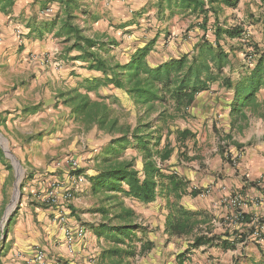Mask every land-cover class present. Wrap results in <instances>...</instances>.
I'll return each mask as SVG.
<instances>
[{
  "label": "trees",
  "instance_id": "16d2710c",
  "mask_svg": "<svg viewBox=\"0 0 264 264\" xmlns=\"http://www.w3.org/2000/svg\"><path fill=\"white\" fill-rule=\"evenodd\" d=\"M16 1L0 0V14H11ZM35 1L41 6V18L54 17L47 20L33 17L28 25L30 33L39 39L52 35L61 40L65 45L64 63L83 65L99 74L73 87H60L57 94V104L68 109V117L80 129L96 130L109 137L95 159V173L85 175L92 195L99 200L93 211L100 215L99 223L86 224L99 247V255L91 256L89 264H136L137 256L154 249V242L144 238L149 234L148 227L138 222L139 215L126 205L127 199L143 205L158 199L164 201L167 215L163 234L167 241H188L187 249L176 256L174 264H189V255L202 248H217L226 253L247 244L255 229L249 228L251 217L246 216L239 227L216 233L213 213L193 211L182 204L187 197H199L201 190L179 173L184 163L199 159L197 133L181 127L179 122L195 118L193 108L198 98L213 85H219L232 96L230 131L225 138L237 152L244 145L234 140L233 133L243 134L254 118L264 122V102L259 99L264 91V49L245 39L244 25H230L221 18L226 10H237L241 0H157L154 9L158 20L167 22L177 15L194 16L203 35L191 52H182L156 65L149 61L159 41L156 36L120 59L114 54L119 46L116 40H105L103 37L108 36L100 35L90 37L79 24L80 17L85 18L86 24L88 19H96L82 0ZM49 8H53V14L43 16ZM145 9L135 12V18L145 15L148 11ZM239 52L244 55L240 62ZM236 63L242 65L240 69L234 68ZM228 69L230 74H226ZM104 89H111L114 94L104 96L100 93ZM120 97L131 103L129 111L136 113L135 123L121 122L117 111L122 105ZM41 108V104L28 106L23 113L34 115ZM33 139L42 140V135ZM129 150L136 151L141 169L136 166V157H126ZM191 151L197 153L192 156ZM172 161L175 162L170 164ZM83 173L81 168L72 176ZM251 185L256 187L254 183ZM246 247L233 259V264H264V251L259 245L260 258L244 253Z\"/></svg>",
  "mask_w": 264,
  "mask_h": 264
},
{
  "label": "rangeland",
  "instance_id": "374dc122",
  "mask_svg": "<svg viewBox=\"0 0 264 264\" xmlns=\"http://www.w3.org/2000/svg\"><path fill=\"white\" fill-rule=\"evenodd\" d=\"M109 1L82 0L81 3L89 6V10L94 14L96 21L88 19V24H86L85 18L80 17L78 22L81 27L86 25L93 27L96 24L94 28L99 30H103L101 27L103 26L106 30V35L103 34V36H108L107 33L110 32L112 35L110 39H114L119 43V46L114 50V54L120 59L127 58V53L133 50L139 41H150L148 36L160 38L157 55L160 59H166L182 52H188L191 50L194 40L203 35V32L197 27L198 21L194 16L177 15L167 22H163L153 16L152 13L156 10L150 7L146 15L149 16L148 18L152 22H148V18L144 19V16H142L138 19L140 21L136 29L123 31L122 24L109 15L112 11H115L114 6L109 7ZM263 4L264 2L262 3L260 0H241L237 10H226L221 18L227 19L230 25H244L247 31L245 39L258 44L264 49ZM123 11L130 16L132 14L134 16L136 12L128 9L127 6L123 8ZM40 14L41 6L37 1L17 0L11 14L0 15V111L13 110L19 113L23 108L38 102L42 105L39 115H28L27 118L21 117V119L15 117L13 121L8 122L10 129H13L16 134L14 141L10 140V135H7V121H4V123L0 114V148L2 145L10 151L13 159L10 156H6L5 159L8 164H14L16 167H13L14 171L16 173L17 170V174L21 178V184L25 188L32 179L42 180L41 177L61 182L57 179L58 173L54 166L67 157L68 160L72 158L80 160L82 170L94 174L95 159L100 155L102 147L109 141L107 135L100 134L96 130L86 132L83 128L80 129L78 124H75L68 117V109L62 106L61 103L57 104L59 89L56 90V87L77 85L76 82L82 81L77 79H81L82 76L73 75L71 69L76 67V70L85 71V67L83 65H73L72 62H70L71 64L64 63L62 57L65 53V45L61 40L54 38L52 35L39 39L35 34L30 33L28 25L33 22V17H38L40 20ZM85 31L91 35L94 34L92 28L85 29ZM105 38L103 37V39ZM34 46L38 48L34 49ZM43 59H47L48 62L42 64L41 60ZM237 60L239 62L244 60L242 52L237 54ZM235 67H239V63H236ZM85 74L91 78L94 76V72L88 70L85 71ZM31 84H33V92L29 90ZM100 93L104 96L114 94L111 89L101 90ZM118 94L122 95L121 93ZM32 96L33 104L21 102L32 99ZM221 97L224 98L226 95L223 94ZM120 99L122 105L119 109L117 108V111L121 122L135 123L136 113L129 111L132 106L131 103L121 97ZM221 107L222 109L216 115L213 112L201 109L198 116L189 122H179L181 127L189 128L197 133V152L199 156L196 162L184 163L179 168V173H182L186 179L191 180V183L201 190V194L197 199L187 197L182 204L193 211L217 212L219 216L225 212L221 204L223 196L231 191L240 192V189L227 191L224 189L225 187H221V183L223 184L224 180L229 179L227 172L235 169L231 162L237 154L235 148L225 138L230 128L226 126L229 122L227 123L224 120L227 106L223 105ZM259 123L260 120L252 119L250 127L248 126L243 134L233 133L234 140L244 145L249 140H254L264 129V125H261L263 128L258 130L257 125ZM41 133H44V139H33L34 135ZM28 135H31V138H28ZM254 142L251 144H254ZM30 143L33 145V151H28L32 150L28 149ZM197 152L191 151L190 155L193 156ZM126 157L128 159L137 158V153L135 150H129ZM29 160L33 162V166ZM21 161H24V164ZM174 162L172 161L170 164ZM136 166L138 169L142 168L140 158L136 159ZM50 177L54 178L51 179ZM50 184L51 182L44 189H38V186L35 187L33 183V203L43 204L40 197L46 195ZM250 187L251 190L255 189L252 185ZM217 188H220L224 193H220ZM207 191H210V193L207 194ZM250 193L254 192L250 191L248 194ZM214 194L222 196L209 206L207 204L209 202L208 198H211ZM73 197L74 209L81 212L82 222L84 224L99 223L100 215L93 211L99 205L98 198L93 196L88 189ZM250 197H254V195ZM29 198V201H31V196ZM125 203L139 215L138 222L148 227L149 234L144 238L153 241L155 244L150 253L137 256L134 262L136 264H174L176 256L187 249L188 241L179 239L167 241V237L163 234L167 215L164 210V201L158 199L152 204L143 205L127 199ZM220 220L219 217L216 224L213 225L218 234L224 233L226 228L240 226L235 224L224 226L223 221ZM244 245H247L244 253L258 256L254 255L257 254L258 245L252 238ZM244 245H239L237 250L226 253L217 248H211L210 251L209 249L194 251L189 255V264H233L232 258L240 256ZM96 246L98 247V244Z\"/></svg>",
  "mask_w": 264,
  "mask_h": 264
},
{
  "label": "crops",
  "instance_id": "0c3cea01",
  "mask_svg": "<svg viewBox=\"0 0 264 264\" xmlns=\"http://www.w3.org/2000/svg\"><path fill=\"white\" fill-rule=\"evenodd\" d=\"M156 2L157 0H110L108 3L109 7L114 6L115 11H112V13H110L109 15H111V18L118 20L121 24L124 25L123 31H132L139 26L140 20L138 21L139 18L136 19L133 16V14L132 16H130L129 14L124 12L123 8L127 6L128 9H131V11H136V12L138 10H141L142 8H146L145 10L149 11V7L154 8ZM152 14L154 17H157L156 11L153 12ZM143 16L144 19L149 17L146 14ZM53 17H47L45 19L41 18L40 20L43 19L47 20L48 18H53ZM100 17L102 18V16ZM147 21L149 22L150 19L148 18ZM95 25L93 27L87 25L82 27L85 29H90V28L94 29L93 35H91L88 32L86 33L90 37H95V36L97 37V35L103 36L106 30L103 28V26H101L103 30L94 28ZM107 35L108 37H106L105 40H107L112 36L110 32L107 33ZM148 37H150V40L154 38V36H148ZM198 39L199 38L194 40L193 46L191 50H189L188 52H191L193 50L194 44L198 41ZM158 40L159 41L157 42L156 51L149 57V61L152 65L160 64L161 62H164L170 58L168 57L166 59H160L158 57L157 52H159L158 47L160 45L159 44L160 38H158ZM147 42H148L147 40L139 41V43L136 44L133 51L136 50L138 47L145 45V43ZM36 47L34 46L33 48L36 49ZM177 55L178 54H176L175 56ZM241 66L242 65H239V67L234 66V68L237 70L240 69ZM76 69H77L76 67H73L71 71H75L76 76L78 75L82 76L81 79H77V80H83L85 78H89L85 74L86 71L85 68H84L85 71L76 70ZM226 74H230L229 69L226 70ZM96 77H99V74L94 72L93 78ZM59 88L60 86H57L56 90ZM29 90H32L33 92V84H31ZM223 94H225L226 97L222 98L221 96ZM259 99L260 101L264 102V91L261 92ZM231 100H232V96L230 93L226 92L223 88H220L219 85H213L209 92L203 93L198 98L193 108V116L197 117L201 109L207 110L208 112H213V114L216 115L219 112V110L222 109L221 106L225 105L227 106V108H226V113L224 115V120L228 123L229 111H230L229 106L231 104ZM21 102L24 104L25 103L33 104V96L32 99L28 101L23 100ZM38 104L39 102L34 105H38ZM32 106L33 105H30L29 107ZM23 109L20 110L19 113L18 112L16 113L13 110L12 111L6 110L5 112L0 111V114L2 115V121L3 122L7 121L6 122V125H8L7 135H10L9 137L10 140L12 141H14V137L16 134L14 133L13 129H10L8 122H10L11 120L13 121L15 117H18V119H21V117L27 118L28 115H25L23 113ZM39 113L40 112L34 115H39ZM30 115L34 116L33 114ZM258 120H260V123L257 125V128L259 130L260 128H263L261 125H264V122L261 119ZM226 126H229V124L228 125L226 124ZM263 130L261 133L259 132L260 134H258L254 140H249L245 145L242 144L244 145V147L241 150V152H237V154H235V157L240 156L238 168L234 170L231 169L227 172L229 179L224 180L225 182L223 184L219 182L222 185L221 187H225L224 189H226L227 191L231 189H240V192L242 194H247L245 196L248 197L252 195L257 196L263 192L264 183L261 181V177L264 176V131ZM39 135L40 134H36L33 137L38 138ZM41 135H42V139H44L45 137L44 133H41ZM28 138H31V135L30 136L28 135ZM253 141H255L254 144H251ZM32 148L33 145L31 144L28 149H32ZM28 151H33V149ZM0 152L3 153V157L0 156V251H1L0 261L1 264H33L37 250H41L45 254L48 264H89L90 259L93 257V255H99V247L96 246L98 242L96 240V237L90 231H88L86 225L88 223L84 224L82 222V218L80 215L81 212L79 210L76 211L74 209V201H73L74 197L72 200L73 202L71 201V203L68 206L65 204L62 205L61 207H56V208L49 206L45 207L42 204L33 203V197H32L33 183L35 187L38 186V189H44L52 181L48 180V178L46 177L43 178L41 177L42 180L32 179L25 188V186L21 184V178L17 183V176L19 174H17V170L15 173L14 171L15 169L13 168L15 167L14 164H8V162L6 161L5 159L6 155L4 153V148L2 145L0 148ZM68 159L69 158L67 157L63 159L60 163H56L54 166V169L58 173L57 179L60 180L63 184V188H62L63 191H68L72 188L71 176L75 171L69 169L68 166L66 165ZM21 162L22 164H24V161ZM30 164L33 166V162L30 161ZM83 174H85L88 177L92 176V174L89 172H85ZM180 174L182 175V173ZM50 178L53 179L54 177H50ZM44 181L46 182L45 184L43 183ZM251 183L256 184V187H254L255 189L253 190H251L250 187ZM16 184L19 186L20 200L18 199V202L15 204V207L10 212L9 209L13 204V200L16 192ZM192 186L198 189V187L194 186V184H192ZM243 187H245L244 190ZM87 189L91 192V184L89 181L79 190H76L75 195L82 194L84 190ZM217 190L222 194L224 193L221 191L220 188H217ZM250 191L254 193L248 194ZM30 196H31V201H29ZM221 196L222 195L214 194L211 198H208L209 202L207 204H209L210 206L211 203L213 204L214 202L218 201ZM69 206L73 207V210H71ZM61 211L67 215L68 225L73 230L75 235L73 253H70L67 250L64 242V236L60 231L59 226L54 222V219L58 216V213ZM246 212L248 213L247 216H251L252 214H262V213L264 214V208L259 210L249 207L246 208ZM214 215H215V219L213 220V224L215 225L216 220H218L219 217L222 220V218L225 215V212H223V214H221L220 216L217 214V212L214 213ZM80 228L86 230V235L84 237H78L77 235V231ZM259 246L260 249L264 251V243ZM203 249L204 248H202L201 250ZM254 255H258V258L261 257L258 248H257V254ZM233 258H235V256Z\"/></svg>",
  "mask_w": 264,
  "mask_h": 264
},
{
  "label": "built area",
  "instance_id": "2783aa9c",
  "mask_svg": "<svg viewBox=\"0 0 264 264\" xmlns=\"http://www.w3.org/2000/svg\"><path fill=\"white\" fill-rule=\"evenodd\" d=\"M53 8H49L45 10L42 14L43 16H50L53 14ZM47 59L41 60V63H47ZM239 158L240 156L232 158V165L235 169L239 166ZM66 165L71 170H79L82 168V162L78 159L72 158L66 162ZM261 181L264 183V176L261 177ZM87 179L85 178V174L80 176H71V186L72 188L68 191H63V184L57 180L52 181L47 193L44 197H40L41 202L49 207H61L62 205H69L72 201V198L76 192L85 184H87ZM210 191H207L209 194ZM202 194H204L202 192ZM225 209V215L222 218V224L226 225H243L244 219L247 216L246 208H255V209H263L264 208V192L260 195L254 197H246L238 191L227 192L221 201ZM251 226H254L255 229L253 233L250 235V239L252 238L256 244L261 245L264 243V214H252L251 216ZM54 222L59 226L60 231L64 236V242L67 250L70 253L74 251V240L75 235L73 230L68 225V217L64 212H59L58 216L54 219ZM78 237H84L86 235V230L80 228L77 231ZM33 264H48L45 254L41 250H37Z\"/></svg>",
  "mask_w": 264,
  "mask_h": 264
},
{
  "label": "water",
  "instance_id": "95a60500",
  "mask_svg": "<svg viewBox=\"0 0 264 264\" xmlns=\"http://www.w3.org/2000/svg\"><path fill=\"white\" fill-rule=\"evenodd\" d=\"M4 148V147H3ZM4 153L5 155L8 157L10 156V158L13 159L10 151L7 149V148H4ZM20 180V177L19 175L17 176V183L19 182ZM19 196H20V192H19V186L16 184V192H15V196H14V200H13V204L11 206V208L9 209V211L11 212V210L15 207V204L18 202V199H19Z\"/></svg>",
  "mask_w": 264,
  "mask_h": 264
}]
</instances>
